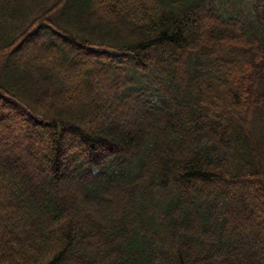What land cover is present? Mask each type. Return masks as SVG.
Returning <instances> with one entry per match:
<instances>
[{
  "label": "trees",
  "instance_id": "trees-1",
  "mask_svg": "<svg viewBox=\"0 0 264 264\" xmlns=\"http://www.w3.org/2000/svg\"><path fill=\"white\" fill-rule=\"evenodd\" d=\"M0 264H264V0H0Z\"/></svg>",
  "mask_w": 264,
  "mask_h": 264
}]
</instances>
